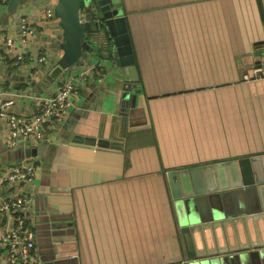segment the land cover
<instances>
[{"label":"crops","instance_id":"1","mask_svg":"<svg viewBox=\"0 0 264 264\" xmlns=\"http://www.w3.org/2000/svg\"><path fill=\"white\" fill-rule=\"evenodd\" d=\"M112 1L126 17L135 55L139 79L129 87L113 39L89 56L102 62L100 71L80 60L50 79L65 41L60 18L46 14L57 0H23L16 11L0 0V47L15 40L0 57V103L13 100L14 113L32 114L65 77H85L67 115L46 125L36 145L10 147L0 118V205L9 195L29 196L24 213L38 264L184 263L185 203L173 196L168 172L264 155V78L243 79L264 65V0ZM83 7L81 19L95 28ZM23 17L34 29L26 37ZM26 148L38 155L25 157ZM28 159L36 167L32 181L2 182ZM13 225V214L0 211V264H7L1 241ZM52 229L60 233L51 236ZM251 229L239 238L234 232L231 242L259 246L204 264H264V223ZM245 254L247 261L234 257Z\"/></svg>","mask_w":264,"mask_h":264},{"label":"water","instance_id":"2","mask_svg":"<svg viewBox=\"0 0 264 264\" xmlns=\"http://www.w3.org/2000/svg\"><path fill=\"white\" fill-rule=\"evenodd\" d=\"M22 1L9 0L10 9L16 11ZM87 3L104 19L115 42L116 62L126 69L125 80L129 87L131 82L139 79L135 55L126 17L112 0H57L54 13L61 20L65 41L62 43L63 55L52 69L50 79L71 71L80 60L91 59L89 56L97 50L88 39L90 36H85L86 31L93 28L92 24L83 21L80 15L82 5L88 6ZM127 95L126 90L124 98ZM23 154L25 157L37 156L38 149L26 148ZM168 177L173 196L183 198L185 203L186 214L179 218V222L189 262L181 264H204L207 257L261 244H233L231 234L235 232L239 238L244 228L250 236L251 228L259 231L261 222L264 223V155L171 170ZM214 195L220 197V205L211 201ZM226 196L232 197V205L226 202ZM59 233L52 229L50 234ZM232 255L227 256L228 259H232ZM234 257L247 261L246 254Z\"/></svg>","mask_w":264,"mask_h":264},{"label":"built area","instance_id":"3","mask_svg":"<svg viewBox=\"0 0 264 264\" xmlns=\"http://www.w3.org/2000/svg\"><path fill=\"white\" fill-rule=\"evenodd\" d=\"M8 2V0H3ZM94 7L87 6L86 8L92 13L91 17L96 22V27L88 32V36L93 39L96 44V49L104 52L109 49L112 42V37L107 30L104 19L90 9ZM86 8L84 9V15ZM47 16L54 15V9L46 10ZM34 29L26 17L20 19V34L26 37L33 33ZM25 41V39H22ZM15 44L12 37L6 38L2 47H0V57H3L4 50H11ZM27 50L19 51L16 55V62H19ZM47 56L41 54L38 62L46 61ZM90 68L97 69L102 67V62L96 59L86 60ZM84 72L72 76H67L56 87L55 92L49 98L42 100L36 111L32 114H16L10 110L13 100H3L0 103V118L6 121L8 127V145L16 148L20 142L24 145H36L42 141L45 136L46 125L59 122L67 115L69 108L74 102L75 97L79 93L80 81L84 80ZM264 78V65L256 64L251 69L245 71L243 79L251 81ZM1 94V90H0ZM35 163L28 159L25 163L15 165L10 173L5 176L2 182L23 181L30 182L35 176ZM29 203V196L25 192H19L14 195H9L0 205V211H8L13 214L14 225L5 232L2 237V245L8 251L7 264H38L35 258L36 255V235L34 230L29 227L28 219L24 213L25 207Z\"/></svg>","mask_w":264,"mask_h":264},{"label":"rangeland","instance_id":"4","mask_svg":"<svg viewBox=\"0 0 264 264\" xmlns=\"http://www.w3.org/2000/svg\"><path fill=\"white\" fill-rule=\"evenodd\" d=\"M88 4V6H90L89 5V3H87ZM90 9H92L93 11H95V12H97L95 9H93V8H91L90 7ZM91 38V37H90ZM91 42H92V44L94 45V47H96V44L93 42V39L91 38ZM226 202L229 204V205H232V202H233V200H232V197L231 196H228V198L226 199ZM204 203H206V202H204ZM220 200H215L214 201V204H216V205H220ZM214 262H215V260H214Z\"/></svg>","mask_w":264,"mask_h":264},{"label":"trees","instance_id":"5","mask_svg":"<svg viewBox=\"0 0 264 264\" xmlns=\"http://www.w3.org/2000/svg\"><path fill=\"white\" fill-rule=\"evenodd\" d=\"M83 6H85V5H82V7H83ZM82 7H81V8H82ZM86 7H87V6L83 7V9L86 8ZM86 9H87V8H86ZM81 10H82V9H81Z\"/></svg>","mask_w":264,"mask_h":264}]
</instances>
